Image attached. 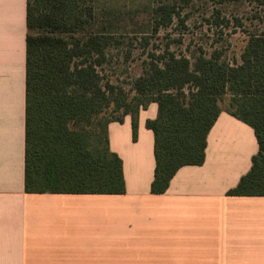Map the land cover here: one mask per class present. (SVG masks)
<instances>
[{
	"label": "trees",
	"instance_id": "16d2710c",
	"mask_svg": "<svg viewBox=\"0 0 264 264\" xmlns=\"http://www.w3.org/2000/svg\"><path fill=\"white\" fill-rule=\"evenodd\" d=\"M201 1L215 4L205 20L216 35L232 19L246 33L233 63L223 43L209 52L192 41L185 51L172 50L182 36L162 49L151 44L174 24L186 28ZM239 1L150 0L133 9L101 0H28L26 192L124 194L123 161L110 150L108 126L131 116L136 140L140 111L156 103L157 117L146 123L155 136L153 194H164L182 167L205 162L208 135L227 112L253 128L259 145L250 172L228 195L264 196V15L257 10L248 26L239 15L228 19L223 6ZM139 48L142 72L120 81L119 58L131 59Z\"/></svg>",
	"mask_w": 264,
	"mask_h": 264
},
{
	"label": "crops",
	"instance_id": "0c3cea01",
	"mask_svg": "<svg viewBox=\"0 0 264 264\" xmlns=\"http://www.w3.org/2000/svg\"><path fill=\"white\" fill-rule=\"evenodd\" d=\"M28 0H0V264H264V196H229L259 145L222 112L205 162L184 166L164 194L151 190L155 136L142 109L108 126L125 193L30 194L26 174Z\"/></svg>",
	"mask_w": 264,
	"mask_h": 264
},
{
	"label": "rangeland",
	"instance_id": "374dc122",
	"mask_svg": "<svg viewBox=\"0 0 264 264\" xmlns=\"http://www.w3.org/2000/svg\"><path fill=\"white\" fill-rule=\"evenodd\" d=\"M110 3L111 5H126L128 8L139 9L144 5L148 4L150 0H101ZM209 4V5H208ZM215 7V4L209 2L204 3V1L199 2L197 6L193 9L191 18H189L186 23V28H176L174 24L168 30H162L158 35L152 37V43H155L161 49L164 45L175 39H179L180 36L183 37V44L178 47L177 44H172L171 49L174 51H185L186 46L192 41L193 43H198L206 51H212L213 48L219 47L223 43L227 48V57L231 63L235 58L239 59L243 47L247 43V35L243 32V28L235 26L234 20L232 19L233 15H239L245 21V25L250 24L248 18L252 17L257 10L262 12L264 15V4H260L255 0H243L236 3L223 6L224 13L228 15V19H232L229 24V27L224 26V34L216 35V28L214 30H209V23L205 20L211 15L212 9ZM190 9H187L189 11ZM248 17V18H247ZM215 25V24H214ZM168 38L164 40L163 43L160 42V38L168 35ZM220 37L221 39H218ZM219 41V42H218ZM153 49L151 45L149 51ZM161 49L157 50L158 52ZM126 53V49H125ZM146 59V55L143 54L141 48L134 50L133 57L127 59L124 56V53L119 58L120 64L116 70V75L119 77L120 81H128L130 77L139 75L142 72V61ZM128 72V73H126Z\"/></svg>",
	"mask_w": 264,
	"mask_h": 264
}]
</instances>
